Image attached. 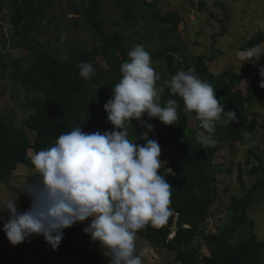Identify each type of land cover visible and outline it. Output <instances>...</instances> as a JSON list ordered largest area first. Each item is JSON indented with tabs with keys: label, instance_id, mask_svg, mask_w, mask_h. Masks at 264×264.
Listing matches in <instances>:
<instances>
[{
	"label": "trees",
	"instance_id": "trees-1",
	"mask_svg": "<svg viewBox=\"0 0 264 264\" xmlns=\"http://www.w3.org/2000/svg\"><path fill=\"white\" fill-rule=\"evenodd\" d=\"M52 1L40 0L36 3L35 0H0V12L4 3L9 5L10 24L17 37L18 46L30 52L32 58L25 70H21V59L18 58L13 64L16 70L14 75L28 92L41 94L27 103L30 112L22 119L20 127L8 125L4 118L0 117V178H5L20 165L29 166L27 157L29 150L36 153L47 149L54 145L61 133L70 132L77 126L83 127L85 132H104L112 129V125L107 122L103 105L112 96L111 89L121 78L120 66L127 59L111 63L103 53L108 48L131 46L118 32H106L100 17L101 1L86 0L89 6L84 19L92 30L97 45L90 50L73 47L66 60H60L37 48L29 42V36L37 24L45 20L46 10ZM117 4L122 12L127 9L135 11L137 6L150 5L146 0H117ZM129 15L133 26L138 25L139 15L141 17L146 15L162 26H170L169 32L172 33L177 31L178 25L182 22L175 13L161 15L151 7L145 14L141 12L139 15L136 13L133 15L129 11ZM123 16L126 17L125 14ZM72 25H75L73 20ZM263 42L264 34L257 33L238 49L244 52ZM172 52L182 56L179 49L174 46H168L155 56L162 59L165 66L162 80L159 82L163 88L160 103L165 104L169 98L177 100L178 124L166 126L157 119H151L148 123L154 125V131L147 132L141 122L134 121L128 131L133 142L143 144L148 136L160 144L162 165L159 171L173 186L170 205L173 215L160 227L147 226L138 233V237L145 240L157 237L158 247L174 254L171 264H260L264 243L254 236L255 224L248 217L247 211L253 204L257 190L264 187V176L249 189L242 186L245 164L249 165L250 161L255 159L258 165L247 173H258L263 170L262 161L255 152L249 150V158L243 165L237 164L236 180L240 185L239 192H232L231 195L228 187L221 188L222 193H228L230 197L227 213L233 215L232 224L222 231L213 229L212 225L205 228V223L215 216L213 208L221 191L216 182L229 178L234 166L230 164V155L218 160L216 148L203 146L197 142L198 133L191 132L189 125L191 119L198 120L195 119L194 113L184 112L183 101L178 96L171 95L168 87L171 77L180 70L194 68L195 74L213 87L216 75L210 72L205 57H198L190 64L184 60L180 63L170 54ZM5 58L8 57L0 50V69L3 71L7 70ZM81 62L92 63L96 70V75L89 81H85L79 75L77 64ZM250 74L249 67H245L242 74L224 70L220 73L223 81L221 86L217 89L214 87L225 112L231 110L237 114L235 122L227 125L218 124L214 133L216 142H227L228 150L234 145H241L245 135L253 134L257 126L258 114L252 113L249 116L246 108L254 102L255 96L260 94H253L252 82H246L245 94L236 88L237 85L244 83ZM99 118L102 123L99 122ZM144 119L147 120V117ZM197 126L203 131L200 122ZM30 131L35 134L32 144L26 134ZM145 132L147 136H141ZM162 148H167L168 152L164 153ZM36 178L38 174L30 176L27 183ZM242 227L249 230L246 239L237 243L229 242V235ZM169 231L171 234L167 238ZM199 243L207 248L208 254L202 255ZM37 251L63 260L57 264H109L106 251L83 232L81 224L64 230V238L56 250H52L42 236H37ZM137 251L142 252V259H145L143 249L138 248ZM65 259H73L74 262L69 263L64 261Z\"/></svg>",
	"mask_w": 264,
	"mask_h": 264
},
{
	"label": "clouds",
	"instance_id": "clouds-1",
	"mask_svg": "<svg viewBox=\"0 0 264 264\" xmlns=\"http://www.w3.org/2000/svg\"><path fill=\"white\" fill-rule=\"evenodd\" d=\"M262 55L259 46L247 49L242 65L251 62L255 66ZM77 68L85 81L96 75L90 62H81ZM119 71L121 78L103 105L112 125L110 131L85 132L77 126L33 155L31 163L38 178L21 189L30 206L19 211L16 198L7 200L0 211L8 213L0 216V221L11 245L42 236L56 250L65 229L88 222L83 232L106 251L109 264H143V253L137 251L138 233L149 225L160 227L173 215V186L160 174L161 146L148 138L147 132L154 131L148 120L176 125L179 105L171 98L160 103V75L142 44L129 51ZM259 76V86L264 88V65L259 67ZM168 87L171 95L183 101L184 112L194 113L200 122L203 131L196 140L203 146L216 144L218 124L237 120L236 112H225L215 88L196 75L194 68L178 71ZM134 121L147 129L141 135L147 136L143 144L129 138L128 129Z\"/></svg>",
	"mask_w": 264,
	"mask_h": 264
},
{
	"label": "rangeland",
	"instance_id": "rangeland-1",
	"mask_svg": "<svg viewBox=\"0 0 264 264\" xmlns=\"http://www.w3.org/2000/svg\"><path fill=\"white\" fill-rule=\"evenodd\" d=\"M39 1L35 0L36 3ZM100 1V17L106 32H118L131 46L130 48H108L103 53L105 58L111 63L128 59L129 51L135 45L142 44L145 50L150 53L153 68L160 75V80L157 82L159 95L163 91L162 83L159 85V82L162 80L165 66L164 61L158 59L155 54L168 46L179 49L182 56L173 52L170 54L180 63L184 60L190 64L198 57H205L210 72L216 75L214 84L216 89L223 82L220 76L222 71L232 70L237 74H242L245 67L251 69L249 78L241 85H237L236 88L245 94L246 82H252L253 94H260L256 95L254 102L246 108L249 116L252 113L258 114L257 126L253 134L245 135L243 143L234 145L231 150L227 149V142H216L213 146L216 148L218 160L230 155V164L234 166L230 177L225 178L222 182L217 181L216 184L220 190L228 187L231 195L232 192H239L240 185L236 180L237 164L243 165L249 158V150L255 152L261 159L263 170L258 173H247L252 167H256L258 162L252 159L249 165L245 164L242 187L249 189L255 182L262 180L264 176V88L259 86L261 80L259 67L264 65V55L260 57L259 61H256L255 66L251 62L242 65V54L245 51H239L238 48L245 44L251 36L257 33L264 34V0H146L150 4L149 6H137L135 11L127 9L123 12L119 8L117 0ZM88 4L86 0H53L46 10L45 20L37 24L32 35L29 36V42L60 60H66L73 47L90 50L98 42L94 40V34L84 19ZM8 6V3H4L0 12V50L8 57L4 59L7 70L0 69V117L4 118L6 124L20 127L22 119L30 112L27 103L40 97L41 94L28 92L14 75L16 70L13 64L18 58L21 59V65L19 64L21 70L28 67L32 58L30 52L18 46L17 37L10 24ZM150 7L161 15L168 12L177 14L182 19L177 31L169 32L170 26H162L149 16L141 17L139 15L141 12L143 14L148 12ZM129 11L133 15L135 13L139 15L137 26H133L131 23ZM72 20L75 21L74 26ZM258 46L264 51V42ZM99 122H103L101 118H99ZM198 124V121L190 120L191 132H201L198 129ZM26 134L32 144L35 134L31 131ZM162 150L164 153L168 152L167 148H162ZM34 154L35 152L32 150L28 151L29 166L20 165L5 178H0V211L4 210L3 206L7 200L16 198L19 211L27 210L30 206L29 197L21 189L30 176L38 174L31 163ZM229 204L228 193L219 191V197L213 208L215 216L205 223V228L212 225L213 229L222 231L229 227L233 220L232 213H227ZM247 213L255 224L254 236L258 241L264 243V187L257 190L253 204ZM7 215V212H0V216L7 217ZM87 223L81 224L82 229L87 226ZM170 234L171 231L167 238ZM248 234L249 230L242 227L229 235L228 240L237 243L246 239ZM156 238L151 237L145 240L137 236V249L142 248L145 254V259H142L143 264H171L174 254L160 249L157 245L158 238ZM199 244L202 255L208 254L207 248L202 243ZM62 261L49 254L39 253L37 251V236H33L30 242L25 241L16 246L11 245L3 232V221H0V264H57ZM64 261L74 262L73 259ZM260 264H264V252L260 257Z\"/></svg>",
	"mask_w": 264,
	"mask_h": 264
}]
</instances>
